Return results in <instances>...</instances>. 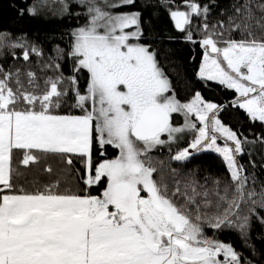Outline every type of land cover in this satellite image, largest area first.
<instances>
[{"label":"snow or ice","instance_id":"1","mask_svg":"<svg viewBox=\"0 0 264 264\" xmlns=\"http://www.w3.org/2000/svg\"><path fill=\"white\" fill-rule=\"evenodd\" d=\"M57 2L61 18L84 22L46 60L26 33L0 32V55L44 60L52 73L41 84L34 71L0 64V264H256L264 181L241 158L264 135L250 140L225 119L243 110L264 126V0H231L223 19H212L217 0ZM13 7L36 16L50 3ZM160 9L178 36L156 31ZM177 41L202 50L194 75L208 95L185 87L182 99L165 71L164 45ZM213 83L233 96L217 98ZM165 151L167 175L153 155ZM205 153L222 159L226 177L201 174L194 161ZM50 157L71 170V186L21 170ZM225 231L247 253L220 239Z\"/></svg>","mask_w":264,"mask_h":264},{"label":"trees","instance_id":"2","mask_svg":"<svg viewBox=\"0 0 264 264\" xmlns=\"http://www.w3.org/2000/svg\"><path fill=\"white\" fill-rule=\"evenodd\" d=\"M32 0H29L31 3ZM179 3L180 0H177ZM202 3H207L208 0H201ZM231 0H217V4L219 7L213 8V17L212 19H223L219 15L221 8H226L230 4ZM17 7L23 6V0H0V32L7 31L11 33L13 36L20 35L22 33H26L31 41L39 44L45 51L46 55L44 60L47 59V55L53 54V48L55 45L59 44L61 47H66L68 40L70 39L67 36V30L69 27H77L79 24H82L84 20H80L79 23L76 20H69L67 17H44L41 15L36 16H28L20 17L13 5ZM80 11V9H77ZM154 26L157 32H167L172 36H178V30L174 27V22L171 20L167 12L163 9H160L159 17L154 20ZM63 37V39H61ZM164 47L171 49L170 52H164L162 56V64L165 66V71L169 72V75L172 76L174 81L178 86V93L180 97L183 99L185 97V87L189 90H201L208 95L207 91L204 89L201 82L196 79L194 75V71L198 68V64L202 58V50L199 46L195 47V51H193V46L183 42L177 41L174 43H169L164 45ZM17 51V55H19V50ZM192 56L196 57L195 61H192ZM44 60H41L39 64H43ZM0 64H3L6 68L9 65L15 64L16 67H20L22 73H26L28 70L34 71L37 74V78L42 84V77L44 75H51V72L43 73L37 61L33 58L31 64L24 62L22 59L14 60L11 52L5 50L3 55H0ZM176 69L180 76L176 77L171 69ZM65 75H70V71L66 66H64ZM187 78V85H185V79ZM22 78L26 81L27 77L22 76ZM216 89L214 95L217 98L223 96L227 98H231L233 96V90H225L222 86H219L215 83L211 85ZM71 103H74V100H70ZM75 111V110H73ZM231 120V127L233 129L239 128L240 131L244 133L250 140L256 139V137L264 135V126L261 125L260 122H251L247 115L240 110L235 114V119L227 118L225 119L226 123H229ZM112 149L109 148V152L112 153ZM249 151L252 152L251 157L248 155H244L241 158V163L248 166L249 171H255L257 178L260 181H264V168L260 167L261 164H264V160H262V156H264V144L257 142L255 145L249 148ZM158 159L165 160V174L167 175V152H155L153 153ZM255 161L257 167L252 169L249 161ZM194 163L200 165L201 174H211L218 177H226L227 171L222 159L215 153H205L202 154ZM51 165L53 169V173L50 176L49 174L43 172V169ZM172 167H179L178 164L172 162ZM188 167H191L189 165ZM21 170L24 171L29 178L33 175H38L41 182L47 183L51 179H55L57 175H60L63 179L68 181V186L74 182V176L71 173L70 169H67L63 164L59 162V160L55 157H50L46 162H42L37 167L24 168L21 166ZM209 234L211 235V230H209ZM257 234L264 237V228H261L258 224L254 227L252 233V243H254L257 249L261 252H264V240L257 239ZM220 239L225 242L233 243L234 247H237L238 250L245 251L242 241L239 239L238 234L233 231H225L220 234ZM256 264H264V256L258 257L256 260Z\"/></svg>","mask_w":264,"mask_h":264},{"label":"rangeland","instance_id":"3","mask_svg":"<svg viewBox=\"0 0 264 264\" xmlns=\"http://www.w3.org/2000/svg\"><path fill=\"white\" fill-rule=\"evenodd\" d=\"M49 3H50V7L42 9L40 14L38 15L48 18L60 17L59 15L56 14L59 11V4L57 0H49ZM177 119H179L181 123L183 122L182 117H177Z\"/></svg>","mask_w":264,"mask_h":264}]
</instances>
